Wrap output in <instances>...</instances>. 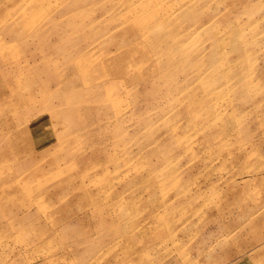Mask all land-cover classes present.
Masks as SVG:
<instances>
[{
  "label": "rangeland",
  "instance_id": "374dc122",
  "mask_svg": "<svg viewBox=\"0 0 264 264\" xmlns=\"http://www.w3.org/2000/svg\"><path fill=\"white\" fill-rule=\"evenodd\" d=\"M0 264H264V0H0Z\"/></svg>",
  "mask_w": 264,
  "mask_h": 264
}]
</instances>
